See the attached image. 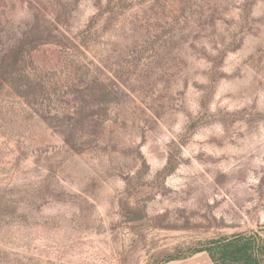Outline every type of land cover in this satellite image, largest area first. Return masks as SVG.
I'll use <instances>...</instances> for the list:
<instances>
[{"label":"rangeland","instance_id":"374dc122","mask_svg":"<svg viewBox=\"0 0 264 264\" xmlns=\"http://www.w3.org/2000/svg\"><path fill=\"white\" fill-rule=\"evenodd\" d=\"M238 233L264 240V0H0V264H213Z\"/></svg>","mask_w":264,"mask_h":264},{"label":"trees","instance_id":"16d2710c","mask_svg":"<svg viewBox=\"0 0 264 264\" xmlns=\"http://www.w3.org/2000/svg\"><path fill=\"white\" fill-rule=\"evenodd\" d=\"M203 251L213 264H264V240L255 235L238 233L209 240L206 246L194 250L192 254Z\"/></svg>","mask_w":264,"mask_h":264}]
</instances>
